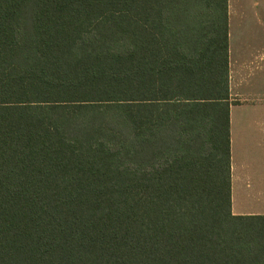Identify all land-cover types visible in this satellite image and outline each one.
Masks as SVG:
<instances>
[{"label":"trees","instance_id":"obj_1","mask_svg":"<svg viewBox=\"0 0 264 264\" xmlns=\"http://www.w3.org/2000/svg\"><path fill=\"white\" fill-rule=\"evenodd\" d=\"M231 104L228 0H0V264H264Z\"/></svg>","mask_w":264,"mask_h":264},{"label":"crops","instance_id":"obj_2","mask_svg":"<svg viewBox=\"0 0 264 264\" xmlns=\"http://www.w3.org/2000/svg\"><path fill=\"white\" fill-rule=\"evenodd\" d=\"M228 31L232 212L247 216L234 195L247 180L264 182V161L250 159L264 160V0H228Z\"/></svg>","mask_w":264,"mask_h":264},{"label":"rangeland","instance_id":"obj_3","mask_svg":"<svg viewBox=\"0 0 264 264\" xmlns=\"http://www.w3.org/2000/svg\"><path fill=\"white\" fill-rule=\"evenodd\" d=\"M253 158H255V160L258 158L259 163H263L264 161L261 156L255 157V155H250V159ZM261 171L262 176L264 177V169H261ZM242 187L244 188V192L235 193L234 195V209L237 212L264 215V182L262 183V186H259L254 181L247 180L243 183ZM259 188H263V190H260Z\"/></svg>","mask_w":264,"mask_h":264}]
</instances>
